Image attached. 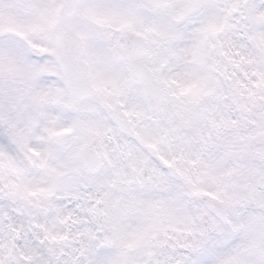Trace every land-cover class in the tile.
I'll return each mask as SVG.
<instances>
[{
	"label": "snow or ice",
	"instance_id": "1",
	"mask_svg": "<svg viewBox=\"0 0 264 264\" xmlns=\"http://www.w3.org/2000/svg\"><path fill=\"white\" fill-rule=\"evenodd\" d=\"M0 264H264V0H0Z\"/></svg>",
	"mask_w": 264,
	"mask_h": 264
}]
</instances>
